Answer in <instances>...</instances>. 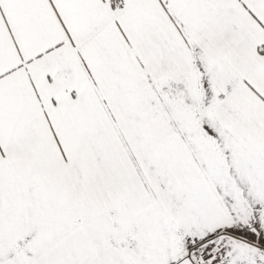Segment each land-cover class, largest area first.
<instances>
[{
	"label": "snow or ice",
	"instance_id": "obj_1",
	"mask_svg": "<svg viewBox=\"0 0 264 264\" xmlns=\"http://www.w3.org/2000/svg\"><path fill=\"white\" fill-rule=\"evenodd\" d=\"M0 264H264V0H0Z\"/></svg>",
	"mask_w": 264,
	"mask_h": 264
}]
</instances>
